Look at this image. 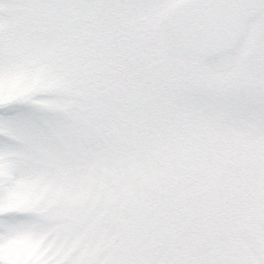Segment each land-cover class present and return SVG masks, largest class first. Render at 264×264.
Instances as JSON below:
<instances>
[{
    "label": "snow or ice",
    "instance_id": "snow-or-ice-1",
    "mask_svg": "<svg viewBox=\"0 0 264 264\" xmlns=\"http://www.w3.org/2000/svg\"><path fill=\"white\" fill-rule=\"evenodd\" d=\"M0 264H264V0H0Z\"/></svg>",
    "mask_w": 264,
    "mask_h": 264
}]
</instances>
